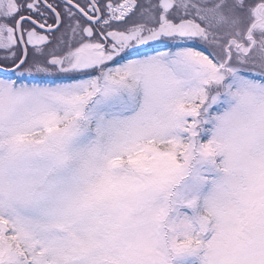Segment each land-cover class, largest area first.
<instances>
[{
	"label": "snow or ice",
	"instance_id": "6c2138e0",
	"mask_svg": "<svg viewBox=\"0 0 264 264\" xmlns=\"http://www.w3.org/2000/svg\"><path fill=\"white\" fill-rule=\"evenodd\" d=\"M0 264H264V0H0Z\"/></svg>",
	"mask_w": 264,
	"mask_h": 264
}]
</instances>
